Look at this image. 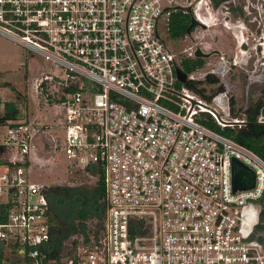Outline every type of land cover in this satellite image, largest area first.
Returning a JSON list of instances; mask_svg holds the SVG:
<instances>
[{"label":"built area","instance_id":"obj_1","mask_svg":"<svg viewBox=\"0 0 264 264\" xmlns=\"http://www.w3.org/2000/svg\"><path fill=\"white\" fill-rule=\"evenodd\" d=\"M203 4L0 0V36L44 63L35 89L65 114L63 145L46 132L55 150L70 166L101 171L107 202L99 246L47 261L46 187L29 176L45 133L29 122L8 127L0 264H264V241L245 227L246 210L255 214L264 201V160L198 119L209 115L222 131L248 121L231 115L227 95L207 101L179 86L181 60L162 34L181 9L209 27ZM256 122L264 126L263 105ZM233 159L254 170L253 189L234 192Z\"/></svg>","mask_w":264,"mask_h":264},{"label":"rangeland","instance_id":"obj_2","mask_svg":"<svg viewBox=\"0 0 264 264\" xmlns=\"http://www.w3.org/2000/svg\"><path fill=\"white\" fill-rule=\"evenodd\" d=\"M207 2L208 5L203 4L201 12L208 18L209 27H197L192 35L176 43L168 40L166 31L162 34L178 60L189 58L197 49L211 54L209 58H205V67L194 73L190 79L198 82L210 74L216 75L220 83L218 85L205 83L203 87L206 88V93L219 95L221 85L228 84L231 115L234 110L238 115L235 117L244 118V112L250 107L258 103L264 106V0H229L218 6L214 5L213 0ZM197 9L198 5L194 4L192 10ZM207 11L211 12V16ZM0 43L10 54L15 53V47L11 42L0 38ZM36 60L28 56V67L30 65L28 79L32 83L30 90L32 94L28 91L26 113L19 122H29L36 127H43L41 133H51L63 145L65 130L62 123L65 114L53 102H46L36 91L38 72L45 68L41 60ZM43 150L46 152L50 148L44 149V145L40 143L37 155L39 159L35 154L30 155L32 164L29 176L35 185L92 187L95 184V178L88 171H84L82 164L69 165L63 149L55 150L52 158L46 162L40 161L46 154ZM245 215L248 226L256 222L257 218L252 217L249 211L246 210Z\"/></svg>","mask_w":264,"mask_h":264},{"label":"trees","instance_id":"obj_3","mask_svg":"<svg viewBox=\"0 0 264 264\" xmlns=\"http://www.w3.org/2000/svg\"><path fill=\"white\" fill-rule=\"evenodd\" d=\"M214 5L229 0H213ZM192 22V14L186 10H178L171 14L167 25V38L172 42H179L188 36V29ZM196 30L193 28L192 33ZM179 86L186 87L204 100L212 101L216 93L207 94L203 85H218L216 75H208L203 81L190 79L194 73L205 67V58L180 59ZM202 86V87H201ZM221 92L219 88L218 93ZM262 105L258 103L244 112L248 125L241 130L227 129L222 131L209 115H203L198 122L209 129L233 139L247 147L264 160V126L258 125L256 118ZM233 115L235 114L233 110ZM13 113V115H12ZM17 111H8L0 118V133L5 125L15 126ZM11 122H9V121ZM1 135V134H0ZM88 173L95 178L92 187L55 185L46 187V195L49 204L48 224L50 237L43 246L47 254V261H61L64 258L75 257L78 250L94 248L101 244L104 234L107 202L103 174L95 168H87ZM264 218V201H263Z\"/></svg>","mask_w":264,"mask_h":264},{"label":"crops","instance_id":"obj_4","mask_svg":"<svg viewBox=\"0 0 264 264\" xmlns=\"http://www.w3.org/2000/svg\"><path fill=\"white\" fill-rule=\"evenodd\" d=\"M0 38L11 42L15 47V53L10 54L0 43V118L5 116L8 111L15 109L17 111L15 122H19L26 113V104L28 103V56H26L25 50L15 42L3 36ZM29 92L32 94V91ZM4 127L5 130L1 129L0 134L2 135L5 134L9 126L5 125Z\"/></svg>","mask_w":264,"mask_h":264},{"label":"water","instance_id":"obj_5","mask_svg":"<svg viewBox=\"0 0 264 264\" xmlns=\"http://www.w3.org/2000/svg\"><path fill=\"white\" fill-rule=\"evenodd\" d=\"M197 27L206 28V26L202 25L192 16V22L188 29V36L192 35L193 28H197ZM210 56L211 54L204 53L201 49H197V51L195 52V58H209ZM179 78L182 79V74L180 72H179ZM45 134L46 135L42 136L44 149H45V146H48L50 150L46 152L43 150V152L46 154H45V157L40 158V161L42 160V162H46L49 159H51L55 152L54 139L49 133H45ZM38 150H39V147H38ZM38 150L36 151V155H38ZM232 178H233L234 192L250 190V189H253L256 185V174L254 170L238 159H233V162H232ZM250 210L251 209L247 211H250ZM257 214H258L257 211L255 212V214L251 213L252 217H255V218ZM245 227L247 229H251L252 225L248 226L245 221Z\"/></svg>","mask_w":264,"mask_h":264},{"label":"flooded vegetation","instance_id":"obj_6","mask_svg":"<svg viewBox=\"0 0 264 264\" xmlns=\"http://www.w3.org/2000/svg\"><path fill=\"white\" fill-rule=\"evenodd\" d=\"M29 74L30 73H28V76H29ZM223 82H224V80H223ZM31 86H32V83L29 80L28 81V91L31 90ZM220 88H221L220 94H225V95H227V97H229L228 96V93L230 91L229 85L228 84H222ZM45 149L48 150V146H45ZM259 207H260V209H259ZM255 208H256V211L258 212V214L256 215V218H257L256 222H254V224L252 225L251 235L253 236L254 239H256L260 242H263L264 241L263 202L261 203V205H259L258 207H255Z\"/></svg>","mask_w":264,"mask_h":264}]
</instances>
